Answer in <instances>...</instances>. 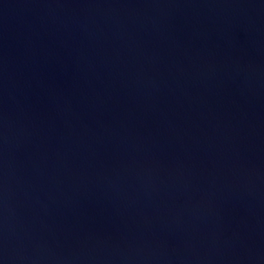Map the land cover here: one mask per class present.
Returning <instances> with one entry per match:
<instances>
[{
	"label": "water",
	"instance_id": "obj_1",
	"mask_svg": "<svg viewBox=\"0 0 264 264\" xmlns=\"http://www.w3.org/2000/svg\"><path fill=\"white\" fill-rule=\"evenodd\" d=\"M0 264H264V0H0Z\"/></svg>",
	"mask_w": 264,
	"mask_h": 264
}]
</instances>
